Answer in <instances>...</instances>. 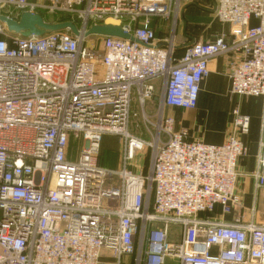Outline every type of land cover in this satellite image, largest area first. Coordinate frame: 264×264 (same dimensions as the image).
Segmentation results:
<instances>
[{
  "label": "built area",
  "instance_id": "2783aa9c",
  "mask_svg": "<svg viewBox=\"0 0 264 264\" xmlns=\"http://www.w3.org/2000/svg\"><path fill=\"white\" fill-rule=\"evenodd\" d=\"M179 9L180 0H0V16H65L79 31L23 37L0 23V264H99L103 249L117 258L137 251L145 264H264V224L222 220L240 204L237 161L246 148L234 136L190 141L165 113L195 109L217 56H227L231 95L264 100V0H217L215 17L229 32L180 55ZM155 19L170 21L167 38H157ZM109 20L133 41L84 36ZM232 117L247 133L248 117L237 109ZM104 135L120 140L117 168L102 163ZM261 136L258 189L264 109ZM141 152L145 174L131 168Z\"/></svg>",
  "mask_w": 264,
  "mask_h": 264
},
{
  "label": "crops",
  "instance_id": "0c3cea01",
  "mask_svg": "<svg viewBox=\"0 0 264 264\" xmlns=\"http://www.w3.org/2000/svg\"><path fill=\"white\" fill-rule=\"evenodd\" d=\"M216 3L217 0H180L175 28V44L178 55L191 44L212 41L229 32L230 26L220 23L215 17ZM161 25L157 19L151 23L152 28L155 26L160 28ZM226 98L228 99L226 100ZM234 109L249 119L248 130L245 134H241L233 126L232 111ZM263 109L264 100L260 97L231 95L230 81L227 76V56H217L210 60L209 75L200 84L195 109L165 108L166 115L174 120L175 129L187 131L190 141L221 145L229 136H234L246 148L245 156L237 161L238 176L235 193L240 199V204L231 213L222 216L223 221L232 222L235 218L240 217L241 221L245 223L264 224V189L256 188L254 178L259 143L262 138L261 118ZM118 142L120 143L119 138ZM102 158L101 156V160ZM146 163L148 164V160L145 161ZM131 165V168L134 167L136 171H141L145 167V165L140 166L133 163ZM118 166L116 165L115 168ZM108 168L114 167L108 166ZM173 230L174 228L171 229L172 232ZM99 264L145 263L138 260L137 251L132 254H123L117 258L113 256L110 250L103 249ZM164 264L179 263L173 258H167Z\"/></svg>",
  "mask_w": 264,
  "mask_h": 264
},
{
  "label": "water",
  "instance_id": "95a60500",
  "mask_svg": "<svg viewBox=\"0 0 264 264\" xmlns=\"http://www.w3.org/2000/svg\"><path fill=\"white\" fill-rule=\"evenodd\" d=\"M0 22L4 23L8 32L20 35L23 37L41 36L49 32H57L68 30L75 36L79 35L76 25L70 21L60 22L57 24H50L43 21L42 17L38 14L23 13L18 20L0 16ZM108 36L117 37L124 40L133 41V37L124 31L119 25H97L92 26L84 33V36ZM163 44H160V46Z\"/></svg>",
  "mask_w": 264,
  "mask_h": 264
},
{
  "label": "rangeland",
  "instance_id": "374dc122",
  "mask_svg": "<svg viewBox=\"0 0 264 264\" xmlns=\"http://www.w3.org/2000/svg\"><path fill=\"white\" fill-rule=\"evenodd\" d=\"M178 20V19H177ZM65 21H72L71 19H69L68 17H47L46 18V23H50V24H57L60 22H65ZM110 20V22H108L111 25H117V22ZM115 22V24H114ZM157 22H159V24H162L160 26V28H158V26H155V28H153V30L156 32L157 34V38L158 39H165L167 38V36L169 35V26H170V21H167L168 25H164V23H162L161 21L157 20ZM76 26L78 25V23L76 21L73 22ZM168 28V29H167ZM176 28V27H175ZM92 37H90L88 40L91 41ZM94 43L96 44L97 42L94 41ZM159 91V89H158ZM228 98H226L227 100ZM132 110L135 111L137 110L139 113L141 112V109L138 105L133 104L132 106ZM137 119H132V124H131V128H130V132L132 134H136L139 135L141 132L143 133V122L142 119L140 117V115L138 114V116L136 117ZM141 119V121H140ZM146 138H148L147 134L145 135ZM149 139V138H148ZM120 143L118 142V137L116 136H112V135H104V137L101 140L100 143V153L102 158V163L103 165H107L106 167H114L116 165H120L121 164V159H122V155L120 152ZM78 151V143L77 142H73L72 140L70 141L69 147H68V155L69 156H76ZM149 160V154L145 153V152H141L138 153L134 160H133V164L135 165H140L143 166L145 165V167L141 170L142 173H146L147 172V168H148V164H145V161ZM176 234L178 233L177 229L174 228L173 230Z\"/></svg>",
  "mask_w": 264,
  "mask_h": 264
},
{
  "label": "bare ground",
  "instance_id": "6f19581e",
  "mask_svg": "<svg viewBox=\"0 0 264 264\" xmlns=\"http://www.w3.org/2000/svg\"><path fill=\"white\" fill-rule=\"evenodd\" d=\"M108 22H110V20L108 21ZM112 22V21H111ZM1 23V22H0ZM4 26H5V24L4 23H2ZM114 24H115V22H114ZM6 27V26H5Z\"/></svg>",
  "mask_w": 264,
  "mask_h": 264
}]
</instances>
